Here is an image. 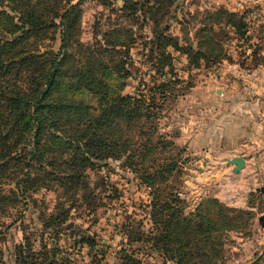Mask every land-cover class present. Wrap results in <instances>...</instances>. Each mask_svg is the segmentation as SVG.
Wrapping results in <instances>:
<instances>
[{"label": "trees", "instance_id": "trees-1", "mask_svg": "<svg viewBox=\"0 0 264 264\" xmlns=\"http://www.w3.org/2000/svg\"><path fill=\"white\" fill-rule=\"evenodd\" d=\"M73 1L0 0V168L11 163L20 167L14 181L16 192L11 195L24 199L25 187L58 192L54 209L40 215L43 227L57 234L68 218L75 194L81 192L83 198L90 195L86 171L96 163L122 158L151 189L154 247L173 264H218L222 236L233 227L231 209L216 198H207L191 214L184 212L185 202L175 188L182 172V149L160 134L157 124L164 100L175 95L176 80L154 81L150 94L113 91L108 81L125 76V51L135 42V33L131 26L115 23L103 32L102 41L83 44L78 37L80 0ZM155 2L163 5L166 0ZM147 4L127 0L121 10L129 18L151 19L153 36L147 41L151 53L156 52L151 56L154 68L156 72L172 71L169 46L187 57L195 50L188 38L181 46L159 27L163 14L157 11L145 16L152 7L145 9ZM218 12L216 19L223 17L227 25L240 31L241 16L224 9ZM203 33L199 44L205 43V56L209 52L220 58L222 47L212 27H205ZM55 34L57 50L51 45L42 48L41 42L53 40ZM121 49L125 55L118 57ZM197 51L204 54L200 48ZM62 86L66 90L87 88L96 95L98 108L94 111L83 100L64 94ZM131 241H141V237ZM82 243L94 244L86 236H82ZM33 244L25 237L15 246L16 264H80L62 254L52 239L41 240L38 247ZM262 261L258 257L248 264ZM90 264L107 263L94 257ZM116 264H140V260L122 247Z\"/></svg>", "mask_w": 264, "mask_h": 264}, {"label": "rangeland", "instance_id": "rangeland-1", "mask_svg": "<svg viewBox=\"0 0 264 264\" xmlns=\"http://www.w3.org/2000/svg\"><path fill=\"white\" fill-rule=\"evenodd\" d=\"M104 1H79L80 42L102 41L103 32L115 23L131 26L135 42L125 51L127 71L122 74L125 76H114L108 81L117 93L135 94L141 90L150 94L154 81L176 80L175 95L164 100L157 124L160 134L182 149L179 158L182 172L175 181V188L185 202L184 212L189 215L204 199L216 198L231 209L233 221L232 229L222 236L218 264H248L258 257H262L264 264V225L259 221L264 199L258 190L264 186V142L233 144L229 138L220 139V129H224L227 119L218 121L223 107L235 105L231 93L226 99L220 97L221 88L246 89L250 87L248 74L264 68V0H166L163 5L155 0H138L148 3L145 9L152 5L145 16L150 17L157 11L163 14L159 27H164L165 33L181 46L188 38L195 50L193 56L187 57L169 46L167 49L173 56L172 71L166 68L163 72H156L155 60L151 57L156 52L151 53L147 41L153 36L151 19L144 22L141 17L126 16L121 9L127 0ZM220 9L241 16L240 31L227 25L223 17L216 19ZM205 27H212L222 47L218 59L209 52L205 56V43L199 44L205 36ZM40 45L42 48L51 45L57 50L58 34ZM199 48L204 54L197 53ZM121 50L118 57L125 55L124 49ZM120 84L121 90H118ZM60 88L64 94L89 104L92 110L98 108L96 95L87 88ZM256 90L255 87L253 94L263 101L264 91L261 94ZM250 95L245 94L243 100ZM255 116L254 131L260 132L264 121L259 117L264 114ZM235 156L246 158L245 166L236 174L232 172L233 165L227 162ZM19 171L15 163L0 168V264H16L13 251L25 237L30 238L35 247L41 240L52 239L58 243L62 254L80 264H90L94 257L116 264L122 247L133 252L140 264H173L151 240L154 233V230L150 232L154 228L151 189L124 159L102 161L86 171L88 197L83 198L78 192L72 205L65 193L67 205L72 207L57 234H50L51 231L43 227L40 215L54 209L58 192L44 187H25L24 199L11 195L16 192L14 181ZM7 195L10 198H5ZM82 236L93 240L94 244L82 243ZM136 237H141V241L130 242Z\"/></svg>", "mask_w": 264, "mask_h": 264}, {"label": "crops", "instance_id": "crops-1", "mask_svg": "<svg viewBox=\"0 0 264 264\" xmlns=\"http://www.w3.org/2000/svg\"><path fill=\"white\" fill-rule=\"evenodd\" d=\"M250 87L236 88H221L220 97L225 99L231 93L235 105L229 108L228 106L223 107L222 115L219 117V123L222 119H227L224 129H220V139H231L233 144H242L243 142H254L260 144L264 142V127L261 128L260 132H255L253 123L257 121L256 114H264V99L261 97H255L253 90L256 87V91H264V68H257L254 72L248 74L246 78ZM232 91V92H231ZM250 94L248 99L243 100L245 94ZM257 94V93H256ZM261 121H264V117H259ZM258 118V119H259ZM263 123V122H260ZM245 159L246 163V158Z\"/></svg>", "mask_w": 264, "mask_h": 264}, {"label": "water", "instance_id": "water-1", "mask_svg": "<svg viewBox=\"0 0 264 264\" xmlns=\"http://www.w3.org/2000/svg\"><path fill=\"white\" fill-rule=\"evenodd\" d=\"M227 162L233 165L232 172L234 174L238 173L239 170H241L245 166V159L242 156H235V157L229 158L227 159ZM258 190H261L260 192L263 195V199H264V186H262L261 188H258ZM263 219H264V203H263L262 215L259 217V221L262 225H264Z\"/></svg>", "mask_w": 264, "mask_h": 264}]
</instances>
